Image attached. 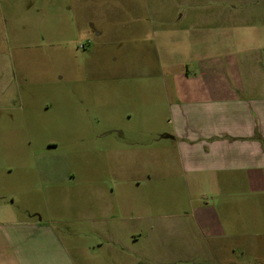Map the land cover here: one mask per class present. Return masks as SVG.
<instances>
[{
  "label": "rangeland",
  "instance_id": "1",
  "mask_svg": "<svg viewBox=\"0 0 264 264\" xmlns=\"http://www.w3.org/2000/svg\"><path fill=\"white\" fill-rule=\"evenodd\" d=\"M6 5L12 21L0 44L7 58L0 60V194L13 201L19 220L52 213L78 264H117L88 223V205L99 224L101 211L99 199L88 202L85 183L120 191L127 230L136 218L184 213L194 241L189 216L203 199L218 209L221 199L245 198L243 188L233 195L185 180L167 138L170 78L182 71L178 38L186 25L215 22L231 5L243 12L264 0H0ZM180 14L189 19L172 20ZM146 174L150 179L142 180ZM45 180L61 191L47 203ZM180 240L165 233L145 240L140 264L259 260L229 248L204 253L188 245L181 252Z\"/></svg>",
  "mask_w": 264,
  "mask_h": 264
},
{
  "label": "crops",
  "instance_id": "2",
  "mask_svg": "<svg viewBox=\"0 0 264 264\" xmlns=\"http://www.w3.org/2000/svg\"><path fill=\"white\" fill-rule=\"evenodd\" d=\"M10 9L0 6V44L8 40ZM188 17L180 14L172 20ZM182 32L178 38L182 71L170 78L173 101L167 138L174 144L185 180L204 188L231 189L233 195V190L243 188L246 196L221 199L218 209L204 197L201 208L189 216L198 231L194 241L184 213L136 218L127 230L120 191L115 196L113 188L105 190L89 182L85 196L90 203L99 199L101 223L90 205L88 223L117 264H140L141 245L162 233L180 238L175 247L181 252L188 245L204 253L229 248L233 254L255 255L256 264H264V6L242 12L231 5L218 21L193 22ZM0 60L6 62V54L0 53ZM2 72L5 78L6 71ZM149 179L146 174L142 180ZM43 182L49 188L48 197L41 194L45 203L61 194L55 187L58 183ZM75 192L81 196L83 188ZM5 198L0 194V264H78L63 244L52 213L46 220H19L13 201ZM216 244L219 247L212 250Z\"/></svg>",
  "mask_w": 264,
  "mask_h": 264
}]
</instances>
